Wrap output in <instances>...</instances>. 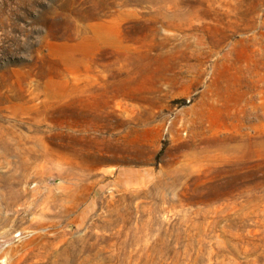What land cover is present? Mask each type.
Returning <instances> with one entry per match:
<instances>
[{"label":"rangeland","instance_id":"rangeland-1","mask_svg":"<svg viewBox=\"0 0 264 264\" xmlns=\"http://www.w3.org/2000/svg\"><path fill=\"white\" fill-rule=\"evenodd\" d=\"M0 264H264V0H0Z\"/></svg>","mask_w":264,"mask_h":264},{"label":"crops","instance_id":"crops-1","mask_svg":"<svg viewBox=\"0 0 264 264\" xmlns=\"http://www.w3.org/2000/svg\"><path fill=\"white\" fill-rule=\"evenodd\" d=\"M78 206H80V204H65L64 205V207H69V208H76V207H78Z\"/></svg>","mask_w":264,"mask_h":264},{"label":"bare ground","instance_id":"bare-ground-1","mask_svg":"<svg viewBox=\"0 0 264 264\" xmlns=\"http://www.w3.org/2000/svg\"><path fill=\"white\" fill-rule=\"evenodd\" d=\"M23 196V195H22Z\"/></svg>","mask_w":264,"mask_h":264}]
</instances>
